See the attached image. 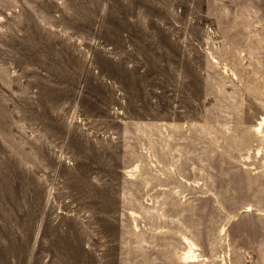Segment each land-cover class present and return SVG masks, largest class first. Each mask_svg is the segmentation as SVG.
I'll return each mask as SVG.
<instances>
[{
  "label": "rangeland",
  "instance_id": "rangeland-1",
  "mask_svg": "<svg viewBox=\"0 0 264 264\" xmlns=\"http://www.w3.org/2000/svg\"><path fill=\"white\" fill-rule=\"evenodd\" d=\"M0 264H264V0H0Z\"/></svg>",
  "mask_w": 264,
  "mask_h": 264
},
{
  "label": "bare ground",
  "instance_id": "bare-ground-1",
  "mask_svg": "<svg viewBox=\"0 0 264 264\" xmlns=\"http://www.w3.org/2000/svg\"><path fill=\"white\" fill-rule=\"evenodd\" d=\"M262 126V125H261ZM260 129H261V127H260ZM184 240H185V238H184ZM190 242V241H189ZM191 244V243H190ZM193 245V244H192ZM191 246V245H190ZM194 246V245H193ZM185 254H184V259L185 258H190V259H195L196 258V255H195V253L193 252V250H192V248L190 247L189 248V250H187V251H185L184 252ZM189 259V260H190ZM186 260V259H185Z\"/></svg>",
  "mask_w": 264,
  "mask_h": 264
}]
</instances>
